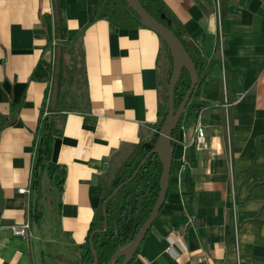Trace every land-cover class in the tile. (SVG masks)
I'll list each match as a JSON object with an SVG mask.
<instances>
[{"label":"crops","instance_id":"1","mask_svg":"<svg viewBox=\"0 0 264 264\" xmlns=\"http://www.w3.org/2000/svg\"><path fill=\"white\" fill-rule=\"evenodd\" d=\"M163 1L185 41L215 59L202 105L183 120L190 131L204 108L209 149L176 143L166 198L128 264H264V0ZM98 8L99 0H0V264H76L115 175L156 132L165 43L144 26L97 17ZM42 110L61 131L51 161L64 178L51 185L57 201L48 214L40 209L39 222L14 235L10 226L33 206V185L29 194L17 190L29 185ZM185 169L193 214L181 195ZM173 231L186 245L175 243L174 257L166 241Z\"/></svg>","mask_w":264,"mask_h":264},{"label":"trees","instance_id":"2","mask_svg":"<svg viewBox=\"0 0 264 264\" xmlns=\"http://www.w3.org/2000/svg\"><path fill=\"white\" fill-rule=\"evenodd\" d=\"M140 1L141 5L151 16L174 32L183 44L197 70V83L192 91L188 103L186 104L185 111L181 115L180 121L173 130L174 135L185 117L190 114L191 108L194 105H202V101L198 100L201 83L207 76L212 64L215 62V59H205L198 51L193 49V47L185 41L183 38V27L165 6L163 0ZM97 17L105 18L113 25L122 28L143 26L139 22L135 12L127 7L125 0H99ZM54 24L55 31H58L61 26V19L59 15L55 16ZM166 50L169 58L167 76L168 87V81L172 70V59L167 47ZM51 72L52 71L49 70V73ZM57 77H60V70L57 71ZM189 86V75L187 71L183 69L174 88L175 108L178 107ZM162 97L165 101L159 110L160 118L156 125V132L153 134L152 138H156L158 136L167 115V88L165 89L164 94L162 93ZM42 113L43 110L41 111L39 118L38 131L35 139L36 149L34 150L32 181L35 180L34 176H36L39 171L40 173H46L51 185L55 188H60L64 178V169L60 165L51 161V150L54 138L60 135L61 131L55 122L54 115L42 118ZM151 139L146 142H140L135 146L132 154L125 161L112 180L109 189L101 200L100 207L94 215L86 240L82 245H80L79 261L76 264L93 263V257L88 240L89 235L93 230L103 227L102 207L104 203L107 214V226L102 232L95 233L93 236V244L97 254V264H107L110 256L116 251V249L119 246L128 243L136 235L137 231L150 214L160 188L159 180L162 165L157 154L148 156L132 180L121 186L115 195L107 202H105V200L113 189L126 181V179L132 175L140 161L153 148V144L151 148H147L145 146V143H149ZM32 181L31 185H33ZM181 185V195L184 201V207L188 214H193L192 203L194 198V181L187 169L181 173ZM41 217L42 212L36 208L35 221L39 222ZM139 248L140 245L138 246L136 253L139 251ZM134 256L129 263L133 260ZM122 259V257L117 258L113 264H120Z\"/></svg>","mask_w":264,"mask_h":264},{"label":"water","instance_id":"3","mask_svg":"<svg viewBox=\"0 0 264 264\" xmlns=\"http://www.w3.org/2000/svg\"><path fill=\"white\" fill-rule=\"evenodd\" d=\"M127 3V7L132 9L139 22L146 28L153 30L157 35L162 39L165 43L166 47L169 50L171 59H172V70L171 75L168 81L167 87V115L161 126V130L156 138H152L151 141L145 143L147 148H151L153 144V148L144 156V158L140 161L139 165L132 173V175L126 179L123 183L119 184L112 192L108 195L105 202H107L110 198H112L115 193L123 186L125 183L132 180V178L137 174L141 166L144 164L145 160L148 156L152 154H157L161 165V175L159 180V192L157 199L154 203V206L151 209L150 214L143 222L136 235L125 245L119 246L116 251L110 256L107 264H113L117 258L122 257V262L120 264H128L132 259L134 254L136 253L138 246L140 245L142 239L145 234L149 230L151 224L155 220L160 208L163 205V202L166 198L169 177L171 172V164L173 157L174 145L172 143V134L175 126L180 121L181 115L185 111L186 104L188 103L192 91L197 83L198 75L196 67L185 50L183 44L178 39V37L174 34V32L159 22L156 18L151 16L145 8L141 5L140 0H125ZM185 69L190 78V86L183 96L181 102L178 107L175 108L174 103V88L175 85L180 78L182 70ZM102 215H103V227L93 230L89 235V246L90 251L93 257V263L97 264V254L93 244V236L95 233L102 232L107 226V214L105 209V203L102 207Z\"/></svg>","mask_w":264,"mask_h":264},{"label":"built area","instance_id":"4","mask_svg":"<svg viewBox=\"0 0 264 264\" xmlns=\"http://www.w3.org/2000/svg\"><path fill=\"white\" fill-rule=\"evenodd\" d=\"M56 40H51L49 42V48L47 49L46 53L48 56V61L50 64H53L54 60V47L56 46ZM204 108L199 107L196 110L194 115V120L190 131L183 122L178 127L176 133L172 134V142L174 146L176 143L182 145L183 149L185 150L187 147H194L198 151H205L209 149V142L207 140L206 130L202 124V113ZM50 112L43 111L42 118L49 116ZM36 149V144H34V150ZM184 159V158H183ZM32 181V171L31 176L29 179V185L27 187H21L17 191L18 193L22 194H29L30 193V186ZM192 218V216H191ZM31 224V217L30 212L27 213V219L22 225H11L10 229L14 235L25 236L30 229ZM166 241L168 243L167 251L174 257L177 255V252L174 250L173 246L175 243H178L182 249H185L186 245L183 241V234L179 231H173L170 235L166 236Z\"/></svg>","mask_w":264,"mask_h":264},{"label":"rangeland","instance_id":"5","mask_svg":"<svg viewBox=\"0 0 264 264\" xmlns=\"http://www.w3.org/2000/svg\"><path fill=\"white\" fill-rule=\"evenodd\" d=\"M167 88V79L164 81V84L162 86V93L164 94L165 89ZM163 102L165 101L164 98L162 97ZM34 181H32L33 184V194H32V201L31 204V210H30V217L31 219L35 221V210L36 208L38 210L42 209V211L48 212L51 210V206L53 204L55 205L57 201V193L56 190L52 191L51 190V184L48 180V177L46 173H40L39 171L37 172L36 176H34ZM52 264V262H51ZM71 264V263H70ZM75 264V263H74Z\"/></svg>","mask_w":264,"mask_h":264}]
</instances>
